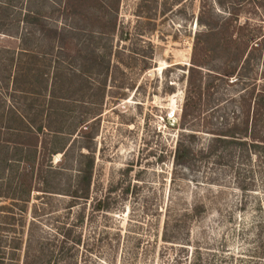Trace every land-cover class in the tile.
Returning <instances> with one entry per match:
<instances>
[{"label": "rangeland", "instance_id": "obj_1", "mask_svg": "<svg viewBox=\"0 0 264 264\" xmlns=\"http://www.w3.org/2000/svg\"><path fill=\"white\" fill-rule=\"evenodd\" d=\"M204 3L206 15L216 12L218 17L212 19L228 21L230 6L226 3L220 8L215 0H0V49L5 51L0 54L2 101L11 100L4 80L7 51L19 50L26 31L23 17L29 9L40 11L44 26L77 28L82 32L77 40L89 42L90 32H102L99 41L92 43L102 55V90L92 98L101 103L100 115L89 125L94 161L87 192L90 199L76 201L71 208L72 198L66 196L78 186L79 171L86 163L80 164L78 157L80 150L86 153L82 147L87 145L78 133L58 141L47 139V149H58L53 154L50 150L43 153L42 139L38 140L37 163L43 164V170L40 174L36 166L24 205L16 202L12 207V199L23 195L15 193V180L10 184L7 179L23 163L12 171L0 170V217L22 237L19 264L28 252L29 261L37 264H264V160L255 162L251 154V161L245 162L237 153L231 167L215 164L213 157L183 170L170 155L188 134L195 135L193 149L206 153L213 138L210 129L220 128L225 119L243 121L242 99L255 85L252 104L264 84V49L246 85L244 80L226 76L227 52L223 49L197 53L195 61L201 71L195 78L201 84V95L188 102L189 107L196 105L195 122L187 119L183 129L172 128L179 125L188 96L193 45L204 29L198 22ZM66 4L71 6L69 17L63 14ZM238 10L240 23L249 17L252 28L264 27L263 10ZM229 24L232 29L233 22ZM121 33L127 35L126 40ZM35 36L38 40L28 44L31 53L21 66L25 76L19 103L24 107L35 99L30 93L36 90L30 85L32 75L43 64L53 63L56 55V49L50 51L40 34ZM259 42L253 39L250 47ZM74 52L71 47L70 55L75 56ZM69 110L68 116H74L76 108ZM22 114L40 118L30 116L28 110ZM105 196L111 209L93 212L95 200ZM166 207L171 212L170 242L162 239ZM195 207L200 210L192 214ZM11 210L15 218L10 219ZM62 228H72V237H79V243L63 247L53 243ZM2 235L9 239L12 233L4 230ZM8 245L0 246V264L11 261Z\"/></svg>", "mask_w": 264, "mask_h": 264}, {"label": "trees", "instance_id": "obj_2", "mask_svg": "<svg viewBox=\"0 0 264 264\" xmlns=\"http://www.w3.org/2000/svg\"><path fill=\"white\" fill-rule=\"evenodd\" d=\"M215 3L220 8L224 7L226 3L230 6L228 21L219 23L218 20L212 19L213 16L217 18L219 14L213 12V14L206 15L205 3L202 6L203 10L200 13L198 22L203 25L204 29L197 33L193 45L194 59L192 61L194 63L189 68L188 96L183 106L181 121L179 125L174 124L172 128L179 126L183 129L187 125V119H191V122L196 119V105L189 107L188 102L190 97L194 98L201 95V84H197L195 78L196 73L201 71L197 68L201 66L196 64L195 61L197 53L210 54L215 49H223L227 52L224 60L228 62L225 71L226 76L235 77L238 81L244 80L245 85L247 83L245 79L253 70L254 65L257 64L258 59L263 56L264 34L262 29L264 27L260 24L257 29L256 27L252 28L249 17H246L243 23H240L238 9L242 8L248 11L249 7H253L264 12V0H215ZM70 12H72L71 6L64 5L63 14L69 17L72 14ZM260 16H263V14ZM42 18L40 11L29 9L26 12L23 17L26 31L20 38V48L17 52L7 51L9 56L5 60V65H3L7 73L4 79L7 80L5 88L10 92L9 97L11 100H7V102L0 100V121H3V125H0V170L8 169L12 171L16 165L23 163L24 167L14 174L13 172L9 173L7 179L9 178L10 184L15 180V193L18 192L17 194L23 195L21 199H12V207L17 204L16 202H21L24 205L28 202V198H25L24 195H30L32 191L36 166L39 167L40 174L43 170V164L37 163L38 140L42 139L40 149L43 153L50 150V154H53V152L57 153L58 149H52L53 147L47 149L45 143L47 139L58 141L63 137L71 138L78 133L77 136L87 143L85 147H82L85 148L86 153L80 150L78 157L80 164L83 161H86V163L79 171L78 186L72 192L67 191L71 194L66 196L72 198L70 207L73 208L76 201L84 200L86 202L90 199L87 192L91 182L94 161L89 146L93 140L89 125L95 122L100 115L101 103H95L92 98L98 96L102 90V55L98 47L93 46L92 43L93 41H99L102 32L97 35L90 32L87 35L91 39L89 42L81 39L77 40L76 38L82 35V32L77 28L69 25H64L62 28L47 27L42 23ZM232 22L231 29L229 23ZM114 31L115 26H112L111 32ZM36 33L40 34V37L49 44L50 51L56 49V55L53 63L50 64L47 59L42 57L43 62H47L48 66L43 64V67L37 69L36 73L32 75L33 79L30 85L36 87V90L33 88L30 93L35 96V99L27 107H24L23 103H19L23 99L24 91L21 87L24 85L23 78L25 76L21 66L24 65L22 63L23 58L31 53L27 49L28 44L31 41L38 40L35 36ZM120 37L121 39H127V35L123 33ZM75 39L77 40L76 43L74 42ZM253 39H259L260 41L254 45V48L250 47ZM71 47L75 50L73 53L75 56H71L69 53ZM1 53H5L4 49H0ZM34 58L32 57V59ZM261 62L264 65V57ZM104 70L107 74L109 65L106 64ZM8 85H10L9 89ZM255 87L254 85L251 92L248 93V97L242 99L243 121L239 123L236 119L229 123L225 119L220 128L210 129L209 133L213 135V138L206 149V153L204 149L195 151L191 146V142L195 139L194 134L182 136V141L177 143V147L173 151H170V155L179 169H191L198 160L213 157L215 164L231 167L237 153L240 159L245 162L251 161V154L254 155L255 162L261 163V160H264V148L260 147L264 146V84L251 104ZM206 88L209 89L210 86ZM16 99L18 100L16 101ZM71 107L76 108L75 115L72 117L68 116L69 113H72L69 110ZM22 109L23 111L28 110L32 117L39 115L40 118L27 117V119L22 114ZM250 110L252 111L251 124L249 123ZM3 115H5L4 120H2ZM185 140H189V142L186 143ZM159 162H162V159H159ZM245 188L242 189L245 190ZM110 209L109 197L105 196L95 200L92 211L102 213L108 212ZM199 210L200 207H195L192 214H197ZM8 213L10 219L15 218L12 210ZM170 214V209L166 207V220L164 221L162 233V239L165 242L171 241V237L167 235ZM5 219L7 220V217ZM1 220L2 217H0V246L8 245L7 242H9L10 245L8 246L12 257L9 264H19L17 253L22 244V237L19 236L16 228L11 223L2 222ZM4 230L12 233L9 239L3 237V235L1 236ZM72 233V228L65 230L62 228L53 237L52 242L60 243L62 247L67 243L70 246L69 244L72 242L75 246L79 243L80 238L72 237ZM15 256H17V259H14ZM22 264H37V262L29 261L28 252Z\"/></svg>", "mask_w": 264, "mask_h": 264}]
</instances>
